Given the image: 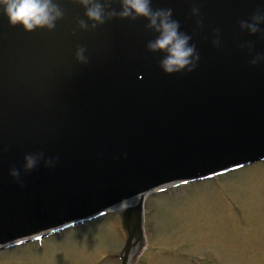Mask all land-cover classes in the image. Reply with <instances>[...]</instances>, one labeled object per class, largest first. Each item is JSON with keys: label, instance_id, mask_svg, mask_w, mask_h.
<instances>
[{"label": "water", "instance_id": "1", "mask_svg": "<svg viewBox=\"0 0 264 264\" xmlns=\"http://www.w3.org/2000/svg\"><path fill=\"white\" fill-rule=\"evenodd\" d=\"M60 6L53 31L25 33L0 14V245L118 193L131 201L156 181L264 159V62L249 64L264 55V37L238 26L264 11V0H151L172 9L199 54L192 72L172 75L145 48L154 38L145 20L79 31L83 9ZM78 46L86 64L74 60ZM30 152L55 165L13 180L9 169H22ZM140 201L123 214L125 262L142 245Z\"/></svg>", "mask_w": 264, "mask_h": 264}, {"label": "rangeland", "instance_id": "2", "mask_svg": "<svg viewBox=\"0 0 264 264\" xmlns=\"http://www.w3.org/2000/svg\"><path fill=\"white\" fill-rule=\"evenodd\" d=\"M217 181L147 197L144 239L128 264H264V163ZM120 220L113 212L39 246L10 249L0 264H108L104 256L126 238Z\"/></svg>", "mask_w": 264, "mask_h": 264}, {"label": "clouds", "instance_id": "3", "mask_svg": "<svg viewBox=\"0 0 264 264\" xmlns=\"http://www.w3.org/2000/svg\"><path fill=\"white\" fill-rule=\"evenodd\" d=\"M72 4L83 9L82 18L75 21L79 31H95L97 27L112 19H127L135 21L138 18L146 21L145 28L151 30L154 38L149 40L145 48L150 53H159V68L165 75L176 73H190L197 66L199 54L194 43H190L191 36L181 31L180 23L172 17L171 8H153L151 0H70ZM119 5L113 8V3ZM61 0H0V14L9 26H18L23 32L33 30L53 31L56 23L62 19L64 9L60 6ZM191 15L196 17V26L199 27V8L192 7ZM264 23V11L257 9L249 19L240 20L238 26L241 31L249 35L259 34L260 25ZM212 46L219 44V30H215ZM240 47L251 49L248 42ZM85 48L78 46L74 51V60L86 64L88 57ZM264 62V55L256 54L249 61L250 65ZM42 162L46 168L55 165V157H45L42 152L26 153L23 157L22 169L12 167L9 176L20 182L21 171L28 173ZM123 202L114 205L115 210L123 211Z\"/></svg>", "mask_w": 264, "mask_h": 264}, {"label": "bare ground", "instance_id": "4", "mask_svg": "<svg viewBox=\"0 0 264 264\" xmlns=\"http://www.w3.org/2000/svg\"><path fill=\"white\" fill-rule=\"evenodd\" d=\"M141 196V195H140ZM140 196H138L136 199H134V200H131V201H129V202H127V204H125V206H134V205H136L137 204V202H138V200H139V198H140ZM123 207V206H122Z\"/></svg>", "mask_w": 264, "mask_h": 264}]
</instances>
